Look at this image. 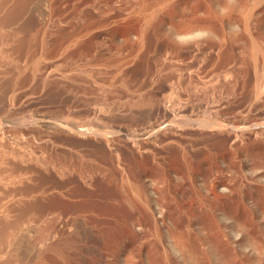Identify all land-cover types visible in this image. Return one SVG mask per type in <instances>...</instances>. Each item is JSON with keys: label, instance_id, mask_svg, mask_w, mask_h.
<instances>
[{"label": "rangeland", "instance_id": "374dc122", "mask_svg": "<svg viewBox=\"0 0 264 264\" xmlns=\"http://www.w3.org/2000/svg\"><path fill=\"white\" fill-rule=\"evenodd\" d=\"M238 1L0 0V22L2 21L5 29L14 28L16 31L11 49L15 57L26 58L27 62L31 63L41 54L45 59L41 67L48 63L47 70L66 74L77 73L73 76L74 79L76 78L73 82L76 83L75 86L67 79L55 82L49 80L43 85L39 79L31 83L26 79L17 84V96L21 98L24 106L22 115L28 117L31 113L30 115L38 118L40 122H36V128L27 137L28 139L22 140L18 137L20 140L18 148L15 147L13 153L10 152L11 157L10 153H6L9 158L6 157L0 162L2 169L0 170V177L2 176L0 178V264H264V136L261 141L262 137L255 138L250 134L251 136H247L249 140L246 138L244 142L231 143V138L223 133L207 134V136L204 132L209 133V130L202 129L204 131L202 134L201 129L193 128V132L192 128H188L191 132L184 131L188 137L183 134V138H174L172 142L162 137L159 140L152 138L154 133L167 126L169 117L165 116L162 110L173 103L188 104L189 102L194 110L199 107L193 118H200L201 111L205 108L203 105H213L222 96L221 105L223 106L222 102L227 101L222 109L228 115L241 116L245 112H247L245 115H251L254 111L256 114L251 116L264 115V103H262L264 88L260 90L264 87V70H262L264 65L259 68V71L263 72H260L262 75L257 73L260 64L255 68L252 64L245 63L243 65L246 68L241 65L242 69L240 67L233 69L228 65V61L216 56L215 49L207 40L204 38L189 40V34L176 35L168 23L173 19V21L178 20L177 16L180 15L206 18L211 13L223 14L234 5L238 7L240 3ZM241 1H247L248 7L252 8L253 12L256 10L253 21H257L258 25L254 26L255 28L261 26L264 30V0ZM238 10L244 13L247 9L238 7ZM37 12L39 14L36 15ZM38 15L42 17L40 21L36 19ZM72 21L78 22L72 23ZM6 24L9 26L7 27ZM240 26L238 25V28H241ZM50 28L55 34L50 36L48 47L43 51L40 49L41 34L45 29ZM78 32L84 35L81 47L78 46L80 50L78 48H76L78 52L72 50L69 53L70 58L65 56L58 58L57 51L61 43L65 42L69 35ZM168 36L181 41L180 47L175 50L178 55L175 53L174 56L177 58L174 60L182 63L184 68L176 64L178 67L180 65L179 68L182 70H187L185 73L188 74L183 72L185 75L183 74L182 79L178 80L179 84L174 83L176 73L173 72L177 67L176 64L167 67L166 70L164 68L158 79L156 77V80H153L155 68L162 60V54L165 53ZM103 50L104 53H110L104 55ZM94 51L108 57L109 61H105L103 65L107 70L105 68L98 72L93 69L86 71L85 73L91 75L92 79H97L102 87L85 90L79 85L83 84L85 79L79 80L80 75L86 77V74L80 72L79 75L77 69H74V62L78 63L79 58L87 55V52L91 53L88 54L91 56ZM135 54L136 57H133ZM178 56L181 61H178ZM123 58L131 62L123 67L120 74H117L116 66ZM224 66L230 67L234 72L237 71L236 77L235 75L232 77L233 81L237 80L235 89L229 91L230 94L227 92L231 100L227 93L216 95L212 92L214 96H211L210 85L203 89L205 84L202 83L207 81L208 76L215 71L221 72ZM30 68L32 67L28 65V69ZM106 71H109L106 73L107 76ZM244 71H247L246 74ZM76 75L80 77L78 80ZM188 76L191 79L188 80ZM125 79L126 83L123 82ZM204 79L206 81L202 82ZM113 83L120 85L115 86ZM122 84L125 86H121ZM72 86L74 87L70 88ZM171 86H175L176 90ZM201 87L203 90L200 89ZM205 89H208L209 93ZM2 92L3 88L0 89V94ZM190 93L193 95L191 96ZM223 96H227L224 98L225 101ZM28 99L33 100L30 102L34 106ZM75 101L77 103H74ZM212 101L215 102L212 104ZM193 104L196 107H193ZM256 105L260 106L259 109ZM124 106L125 111L128 110L127 113L123 111ZM69 107L75 108V114L65 113ZM252 107L253 111L250 109ZM92 111L97 114L100 112V116L104 117V121L111 126L108 128L120 130L125 134L145 133L144 138L147 143L145 149L137 156V153L126 144H120L116 150L118 157L113 155L115 160L111 163L101 154V148L97 149L98 146L87 144V140L84 144L83 139L81 141L77 138H75L77 141L72 143L75 139L65 137L57 131V128L51 127L60 124L61 121L69 120L79 122L84 120L85 124L94 123L91 120ZM91 123V126L95 125ZM23 124L20 120L15 126H23ZM104 125L103 122L99 127ZM194 133L196 136L193 135ZM209 135L214 137L210 138ZM64 137L68 138V142ZM71 151L84 155L89 153L95 157L97 155L100 162L111 163L110 166L115 165L116 168L111 167L114 175H120L121 169H124L129 178L130 188L126 187L129 194L136 193L141 185L148 199L143 202L144 204L137 202V207L131 206L133 210L130 208L126 210L127 215L133 213L131 216L136 218L129 219L132 223L125 219L111 218V215L121 213L118 212L120 210L106 207L103 209V202L107 201L105 194L112 193L105 192L103 194L105 197L102 196L103 182L100 176L94 175L95 178L86 184L76 172L66 168L68 163L66 156L74 154ZM115 157L119 159L120 164H117ZM10 160L13 165L17 164L13 166ZM14 167L17 168L15 172ZM18 169L20 172H17ZM5 177L8 178L5 180ZM83 185L86 187L84 188ZM100 202L103 203L100 204L102 207L99 205ZM138 215L141 217L140 220L136 217ZM77 218L81 219L78 221Z\"/></svg>", "mask_w": 264, "mask_h": 264}, {"label": "bare ground", "instance_id": "6f19581e", "mask_svg": "<svg viewBox=\"0 0 264 264\" xmlns=\"http://www.w3.org/2000/svg\"><path fill=\"white\" fill-rule=\"evenodd\" d=\"M238 1V0H237ZM238 2L239 5L238 7H245V9H247L244 13H241L239 12L238 10V7H236V5H234V7L230 8L226 13H223V14H220V13H211L209 15V17H197V16H188V17H184V16H177L178 17V20L176 21H173V20H170L168 23L170 24L171 28L173 29L172 31H174V33L177 35H187L189 34V40H194V39H199V38H204L205 40H207L211 46L215 49V54L217 57H222L223 60L225 61H228V65H231V67L234 69L237 68V67H240L241 65L245 64V63H250L252 64L255 68L258 64L259 67H258V71H259V68L261 69V65H264V30L261 29V26L260 27H257L255 28L254 25H258V23H256L257 21H253V14L256 12H253L252 8H249L248 5L249 3H247V1H241L239 0ZM38 11V10H37ZM33 12V11H32ZM31 12V13H32ZM40 12V10H39ZM39 12L36 13L39 14ZM44 12V11H43ZM42 13V11H41ZM40 13V14H41ZM45 13V12H44ZM47 13H48V10H47ZM46 13V14H47ZM43 14V13H42ZM41 14V15H42ZM45 14V15H46ZM35 15V14H34ZM256 15V14H255ZM254 15V17H255ZM33 16V14H32ZM54 16V15H53ZM73 16V15H72ZM28 17H31V16H28ZM71 17V15H70ZM69 17V18H70ZM74 17V16H73ZM78 17V16H77ZM32 18V17H31ZM34 18V17H33ZM39 19L37 21H40L42 17H39V15L36 17V19ZM68 18V17H67ZM76 18V17H75ZM17 19V18H15ZM45 19V18H44ZM48 19V18H47ZM56 19V18H55ZM58 19V18H57ZM56 19V20H57ZM63 19V18H62ZM66 19V18H65ZM71 19V18H70ZM171 19V18H170ZM257 19V18H256ZM54 19L52 18V21ZM55 20V21H56ZM61 20V19H60ZM64 20V19H63ZM71 20H74V19H71ZM81 20V18H80ZM79 20V21H80ZM43 21V20H42ZM67 20H65V23ZM168 21V20H166ZM47 22V21H46ZM54 22V21H53ZM71 22V21H68V23ZM78 22V21H76ZM76 22H73L72 23H76ZM255 22V24H254ZM241 24V26H240ZM260 24V23H259ZM7 25V24H6ZM238 25L241 27V28H238ZM9 25H7L8 27ZM42 26V25H41ZM72 26V25H71ZM6 27V28H7ZM43 27V26H42ZM40 27V30H42ZM49 27V26H48ZM52 27V26H51ZM54 27V26H53ZM10 28V27H9ZM18 28V27H17ZM16 28V29H17ZM55 28V27H54ZM53 28V29H54ZM63 28V27H62ZM52 29V30H53ZM19 31V28L17 29ZM51 28L50 29H45L42 34H41V40H40V49L44 51L45 48L48 47V41H49V38L52 34H55L52 33L51 31ZM56 30V28L54 29ZM63 30V29H62ZM65 30V29H64ZM69 30V29H67ZM74 30V29H72ZM21 31V29H20ZM60 31V30H59ZM66 31V30H65ZM64 31V33H66ZM41 33V32H40ZM172 33V32H171ZM69 34V33H67ZM15 35H16V31L14 30H7L5 29V26L2 24V21L0 22V87L3 88V92L0 94V162L5 160L6 157L9 158L8 156H6V153H10L14 151V148L19 146V141L18 140V137L22 140H26L25 138L29 137V135L31 134L32 131H34V129L36 128V124L38 122H40V120L38 118H35L33 117L32 115H28V117H24V115H22V108L24 107L23 106V103L22 101L18 98L17 96V92H18V83L21 81V80H26L28 79V81L31 83L33 81H37V79L41 80L42 81V84L43 83H46L47 81H51V80H54L55 81H59L60 79H67V81L72 85L73 82L76 81V78L74 79L73 76H75V74L77 73H70V74H66L64 72H57V71H50V70H47V64L46 66H43L41 67V65H43V63H45V59L43 58V56L41 54H39L37 57H35L32 62L30 60L31 63H28L27 62V59L26 58H20L18 56H14L13 53H12V46H13V42H14V39H15ZM66 35V34H65ZM84 35L80 32L78 33H73L71 35H69V37L66 39L65 42L61 43V45L58 47V51H57V54H58V58L60 57H68L70 58V55L69 53L72 51V50H76V48H78V46L82 43V39H83ZM168 39L166 40L167 43H166V46H165V53L162 54V60H160V63L159 65L155 68V77H153V80H156V77L158 79V76L161 74L162 70H166V68L169 66L173 67L175 66L176 63L182 65V63L180 62H177V60L175 61L174 58H177L175 57V50L177 48L180 47V42L181 41H178L177 39H175L174 37L172 36H168L167 37ZM188 40V41H189ZM51 43V42H50ZM49 43V44H50ZM59 44V43H58ZM57 44V45H58ZM51 45V44H50ZM52 46V45H51ZM81 47V45H80ZM99 47H102L99 45ZM167 47V48H166ZM94 48V47H93ZM98 48V47H97ZM79 49V48H78ZM99 49V48H98ZM104 49V48H102ZM101 49V50H102ZM106 49V48H105ZM80 50V49H79ZM93 50H96V49H93ZM92 50V51H93ZM54 52V50H52ZM51 51V52H52ZM77 51V50H76ZM100 51V50H99ZM108 51V50H107ZM78 52V51H77ZM91 52V51H90ZM55 53V52H54ZM83 53V51H82ZM103 53H104V50H103ZM102 53V54H103ZM110 53V52H108ZM107 52L104 53V55L108 54ZM15 54V53H14ZM88 54L90 55L91 53H88L87 52V55H84V57H81L79 58V62L78 63H75L74 62V69H77L76 72H78V74L80 75V72H86V71H91L92 69L95 70L96 72L100 71V70H103L105 69L106 67L103 66L104 65V62L105 61H109L108 57H105L104 55L100 54V52L98 51H94L93 54L91 56H88ZM78 55V54H77ZM176 55H178V53H176ZM180 55V54H179ZM55 56V57H56ZM108 56V55H107ZM110 56V55H109ZM112 56V55H111ZM110 56V57H111ZM18 57V58H17ZM54 57V56H53ZM77 57V56H76ZM80 57V55L78 56ZM109 57V58H110ZM133 57H136V54L133 55ZM216 57V58H217ZM180 57L178 56V61L180 60L179 59ZM49 59V57L47 58ZM51 59V57H50ZM133 59V58H132ZM111 60V59H110ZM52 61V60H51ZM56 61V60H55ZM54 61V62H55ZM181 61V60H180ZM222 61V60H221ZM56 62H59L58 60ZM68 62V61H67ZM131 62V60H128V59H121L119 60L118 62V65L116 66V69H115V72L117 74H120L123 67L128 65L129 63ZM223 62V61H222ZM28 63V64H27ZM69 63V62H68ZM73 63V62H71ZM108 64V63H106ZM105 64V65H106ZM28 65H30V69H28ZM69 65V64H68ZM109 65V64H108ZM177 65V64H176ZM179 65V67H180ZM214 65V64H213ZM220 65V64H219ZM247 65V64H246ZM249 65V64H248ZM67 65H65L66 67ZM184 65H182L183 67ZM216 66V64H215ZM227 66V64H226ZM245 65H243L244 67ZM63 67V66H62ZM71 67V66H70ZM178 67V65H177ZM173 68L174 69V73L175 74V80L176 82L174 83H177L179 84L180 82L178 80L182 79V76L183 74L185 73V71L187 70H182L181 68ZM250 67V65H249ZM49 68V67H48ZM59 68V67H58ZM64 68V67H63ZM62 68V69H63ZM184 68V67H183ZM217 68H218V65H217ZM216 68V70H217ZM246 68V66H245ZM252 68V67H251ZM264 68V67H263ZM57 69V68H56ZM65 69V68H64ZM110 69V68H109ZM111 71L113 72V68L111 67ZM187 69V68H186ZM219 69V68H218ZM240 69H242L240 67ZM250 69V68H249ZM253 69V68H252ZM250 69V70H252ZM58 70H61V69H58ZM68 70H69V67H68ZM107 70V68H106ZM170 70V69H169ZM168 70V71H169ZM238 70V69H237ZM246 70V69H245ZM264 70V69H262ZM63 71V70H61ZM110 71V70H109ZM108 71V72H109ZM172 71V70H171ZM191 71V70H190ZM189 71V72H190ZM193 71V70H192ZM243 71V70H242ZM241 71V73H243ZM253 71V70H252ZM107 71L105 72V75L106 73H108ZM184 72V73H183ZM236 72V73H235ZM233 71L232 69H230V67H223V69H221V72H213L211 73V75L208 76L207 78V81L206 79L202 80L203 81H206V82H203L202 84H205V86L201 85L198 81L197 83H199L201 86H203V89L204 87H208V85H210L209 87H211L210 90H212L210 92V94H221L224 93V95H226V93L229 91H233L235 89V86H236V82L237 80L233 81L232 80V77H234L233 75H235L236 77V74H237V71ZM239 72V70H238ZM245 72V71H244ZM247 72V71H246ZM245 72V74H246ZM261 70L257 73L260 74ZM264 72V71H263ZM261 72V73H263ZM100 73V72H99ZM235 73V74H234ZM86 74V73H85ZM84 74V75H85ZM115 74V73H114ZM123 74V73H122ZM186 75L188 74L187 72L185 73ZM184 74V75H185ZM207 74V73H206ZM244 74V76H245ZM264 74V73H263ZM76 75L78 76L77 77V80L78 78L81 77V79L79 81H82L83 79V84H79V85H82L79 86V85H76L77 87H81L82 89H85V90H92L93 88H100L101 84H99L97 82V79H92L91 75H87L86 74V77H82L80 75ZM100 75V74H98ZM125 75V73H124ZM154 75V74H153ZM242 75V74H241ZM262 75V74H260ZM88 76V77H87ZM94 76H96L94 74ZM107 76V75H106ZM108 76H111V75H108ZM192 76V75H191ZM207 76V75H206ZM204 76V77H206ZM264 76V75H263ZM99 77V76H98ZM102 77V76H101ZM114 77V76H112ZM122 77V75L120 76ZM124 77V76H123ZM238 77V76H237ZM241 77V76H240ZM243 77V76H242ZM83 78V79H82ZM97 78V77H96ZM125 78H126V75H125ZM99 79V78H98ZM109 79V77H108ZM118 79H120L122 81L121 78L118 77ZM127 79V78H126ZM123 81L126 83V80ZM187 79H191L189 78V76L187 77ZM199 79V77H198ZM240 79V78H239ZM243 79V78H241ZM71 80V81H70ZM101 80V78L99 79ZM104 80V79H103ZM102 80V81H103ZM110 80V79H109ZM117 80V79H116ZM151 80V79H150ZM184 80V78H183ZM27 81V82H28ZM105 81V80H104ZM171 78H170V82H171ZM185 81V80H184ZM187 81V80H186ZM194 81V80H193ZM192 81V82H193ZM23 82V81H22ZM53 82V81H52ZM107 82V81H106ZM116 82H120V81H116ZM115 82V83H116ZM169 82V83H170ZM172 82V83H173ZM183 82V81H182ZM191 82V83H192ZM36 83H39V82H36ZM50 83V82H49ZM101 83V82H100ZM122 83V82H120ZM151 83V82H150ZM149 83V84H150ZM153 83H155V81H153ZM188 83V81L186 82ZM196 83V84H197ZM207 83V85H206ZM209 83V84H208ZM240 83V82H239ZM35 84V83H34ZM69 84V85H70ZM74 84V83H73ZM76 84V83H75ZM74 84V86H75ZM104 84V83H103ZM114 84V83H113ZM184 84V82H183ZM194 84V83H193ZM199 84H197L199 86ZM27 85V83H26ZM40 85V86H41ZM115 86L117 85H120V84H114ZM124 84H122L121 86H123ZM152 85V84H151ZM172 85V84H171ZM175 85V84H174ZM182 85V83H181ZM262 85V84H261ZM28 86V85H27ZM33 86V84L31 85ZM74 86L70 87V88H73ZM113 86V88L115 87ZM125 86V85H124ZM150 86V85H149ZM176 86V85H175ZM174 86V87H175ZM191 86V85H190ZM189 86V87H190ZM102 87V86H101ZM151 87V86H150ZM173 87V86H171ZM173 87V88H174ZM184 87V86H183ZM181 87V88H183ZM188 87V88H189ZM196 87V85H195ZM200 87V86H199ZM262 87V86H261ZM0 88V89H2ZM22 88V87H21ZM29 88V87H28ZM76 88V87H75ZM80 88V89H81ZM187 88V86H186ZM239 88V87H238ZM236 87V89H238ZM240 88H242L240 86ZM264 87H262V89H260L261 91L263 90ZM20 89V88H19ZM78 89V88H77ZM81 89V90H82ZM136 89V88H135ZM176 90V87L174 88ZM173 89V90H174ZM192 89V87L190 88ZM197 89V88H196ZM202 89V87L200 88ZM202 89V90H203ZM188 90V89H187ZM194 90V89H193ZM200 90V91H202ZM205 90H208V89H205ZM23 91V90H22ZM84 91V90H83ZM191 91V90H190ZM188 91V92H190ZM196 91V90H195ZM257 91V90H256ZM255 91V92H256ZM25 92V91H24ZM24 92H22V94H24ZM80 92V91H79ZM85 92V91H84ZM192 92V91H191ZM204 92V91H202ZM258 92V91H257ZM264 92V91H262ZM260 92V93H262ZM197 93V91L195 92ZM206 93V92H204ZM208 93H209V90H208ZM227 93V94H228ZM238 93V91H237ZM236 93V94H237ZM191 94V93H190ZM190 94H189V97H190ZM208 94V95H210ZM211 95V96H214V95ZM230 94V93H229ZM229 94H228V98L230 99L229 97ZM258 94V93H257ZM20 95V94H19ZM193 95V93L191 94V96ZM234 95V94H233ZM255 95V94H254ZM264 95V94H263ZM24 96V95H23ZM22 96V97H23ZM231 96V95H230ZM235 96V95H234ZM260 96V95H259ZM262 96V95H261ZM142 97V96H141ZM222 97V96H221ZM220 97V99H222ZM227 97V96H226ZM225 96H223V99L226 98ZM254 97V96H253ZM264 97V96H262ZM260 97V98H262ZM138 98V97H137ZM191 98V97H190ZM213 98V97H212ZM215 98V97H214ZM213 98V99H214ZM219 98V97H217ZM139 99V98H138ZM141 99V98H140ZM139 101H142V99ZM144 99V98H143ZM192 99V98H191ZM190 99V100H191ZM216 99V98H215ZM214 99V100H215ZM216 100L218 102H213L212 101V104L213 105H203L205 106L204 110L201 111L202 114H201V117L200 118H193L194 114L197 113V108L199 109V107L196 108V110L192 109V105L190 104L189 105V102L188 104H179V103H173L170 107H165L163 110H162V113L165 115V116H168L169 119H168V124L165 128H163L161 131L158 130V132L154 133L153 134V139L154 140H159L161 137L162 138H165L166 140H169V142H172L174 140V138H179V137H182L183 138V134L185 135L184 131L185 130H188V128H198L202 133L205 130V131H208L209 130V133L207 132H204L206 135L207 134H217V133H223L225 135H227L228 137L231 138V143H236V142H244L243 140H247V136H249L250 134L254 135L255 138H259V137H262L261 138V141H263V136H264V123H262L264 121V115H255V116H251L253 115L254 113L256 114V112L254 111L253 114H247L245 115V112L244 115L239 114L238 115H228L227 113L223 112V109L222 107L225 105L224 103H226L227 101H224L225 102H222L223 106L221 105V101ZM263 99V98H262ZM261 99V100H262ZM23 100V99H22ZM29 100V99H28ZM26 100V102L28 101ZM130 100V99H129ZM137 100V99H136ZM147 101V98L145 99ZM231 100V99H230ZM259 100V99H258ZM30 101H33V100H29ZM133 101V100H132ZM137 100V103L139 102ZM250 101V100H249ZM248 101V102H249ZM252 101V100H251ZM257 101V99H256ZM25 102V103H26ZM35 102V101H34ZM149 102V101H148ZM191 102V101H190ZM194 102V101H193ZM195 102H198V101H195ZM259 101H257L258 103ZM74 103H77V101H75ZM128 103V101H127ZM145 103V102H144ZM150 103V102H149ZM184 103V102H183ZM255 103V102H254ZM256 103V104H257ZM262 103H264V100L262 101ZM30 104H33L30 102ZM130 104V103H128ZM141 104V103H140ZM197 104V103H196ZM204 104V103H203ZM209 104V103H207ZM249 104V103H248ZM251 104V102H250ZM250 104L248 106H250ZM28 105V104H27ZM70 105V104H69ZM76 105H79V104H76ZM144 105V104H143ZM146 105V104H145ZM148 105V103H147ZM194 106L193 107H196L195 104H193ZM200 105V104H198ZM228 105V103H227ZM226 105V106H227ZM26 106V105H25ZM30 106V105H29ZM34 106V104L32 105ZM139 106V105H138ZM141 106V105H140ZM202 106V107H203ZM255 107V105H253ZM257 106V105H256ZM73 107V105H72ZM77 107V106H75ZM80 107V106H79ZM126 107L129 109V107L127 106L126 104ZM258 107V106H257ZM256 107V108H257ZM260 107V106H259ZM258 107V109H259ZM262 107V105H261ZM27 108V107H25ZM24 108V109H25ZM31 108V107H30ZM124 108V109H123ZM123 111L126 110L125 106L123 107ZM225 108V107H224ZM255 108V109H256ZM66 109V108H65ZM133 109V108H132ZM135 109V108H134ZM248 109V107H247ZM252 109L253 111V107L250 108ZM264 109V108H263ZM26 110V109H25ZM33 110V109H32ZM31 110V111H32ZM136 110V109H135ZM249 110V109H248ZM261 110V109H260ZM30 111V112H31ZM77 111V110H76ZM132 111V110H130ZM159 111V110H158ZM225 111V110H224ZM257 111V109H256ZM24 112V111H23ZM68 112V114H75V108L72 109L69 107V109H67L65 111V113ZM79 112V111H78ZM77 112V113H78ZM120 112V111H118ZM117 112V113H118ZM122 112V110H121ZM126 113L128 112L125 111ZM136 112V111H135ZM249 112V111H248ZM251 112V111H250ZM25 113V112H24ZM92 113V118L91 120L94 122V123H91V124H95V125H90V123L86 122L85 124V121L82 123L81 121H76V120H69V121H61L60 124H54V125H51V127H55L57 128V131L60 132V134H63V136L65 137H69V138H77V139H80L82 141H84V144L85 142L88 141L87 144H91L93 147L95 146H98L99 148L97 149H100L102 151L101 154H103V156L106 158V160L108 159L111 163L115 160L113 159V155L117 156V148H118V145L120 144H126L127 147H129L131 150L135 151L137 153V156L138 153L140 154L144 149H145V146H146V139L144 138L145 136V133H141L139 135H136V134H125L123 132H121L120 130H116V129H112V128H108V127H111L110 125H108L109 123L105 122L104 121V117H101L100 116V112L97 114V113H94L93 111L91 112ZM133 113V111L131 112ZM130 113V114H131ZM200 113V111L198 112ZM26 114V113H25ZM36 114V113H35ZM122 114V113H121ZM129 114V115H130ZM158 114V113H157ZM160 114V113H159ZM259 114V113H258ZM261 114V112H260ZM263 114V113H262ZM37 115V114H36ZM40 115V114H38ZM119 115V114H118ZM132 115V114H131ZM130 115V116H131ZM134 115V114H133ZM161 115V114H160ZM198 116V114H196ZM200 115V114H199ZM243 115V116H242ZM76 116V115H75ZM167 117V118H168ZM40 118V117H39ZM68 118V117H67ZM70 118V117H69ZM160 118V117H159ZM158 118V119H159ZM161 119H162V116H161ZM22 120L23 121V126H20V125H17L15 126L16 124H18V121ZM42 120V119H41ZM86 120V119H85ZM44 121V120H43ZM47 121V120H46ZM88 121H90L88 119ZM158 121V120H157ZM37 122V123H36ZM103 122H104V127H99V124H102L103 125ZM162 122V121H160ZM16 123V124H15ZM56 123V122H54ZM163 123V122H162ZM47 124H48V121H47ZM43 124H41L42 126ZM116 130V131H115ZM197 130V129H196ZM157 131V130H156ZM189 131V130H188ZM186 131V133L188 132ZM249 131V132H248ZM191 132V131H189ZM194 132V130H193ZM192 132V133H193ZM198 132V131H196ZM191 133V134H192ZM200 133H197L200 135ZM203 134V133H202ZM204 134V135H205ZM195 135V133L193 134ZM203 135V136H204ZM220 135V134H219ZM224 135V136H225ZM151 136V135H150ZM186 137H188V135L186 134L185 135ZM184 136V137H185ZM196 136V135H195ZM208 136V135H207ZM210 136V135H209ZM251 136V135H250ZM64 137V138H65ZM197 137H199L197 135ZM201 137V136H200ZM214 136H210V138H212ZM219 137V136H218ZM226 137V136H225ZM227 137V138H228ZM254 137L252 139H254ZM207 139H209V137H206ZM247 138V139H246ZM28 139V138H27ZM66 141L68 142V138H65ZM152 139V140H153ZM181 139V138H180ZM214 139V138H213ZM226 139V138H225ZM263 139V140H262ZM70 140V139H69ZM72 140V139H71ZM87 140V141H86ZM222 140V139H221ZM249 140V139H248ZM28 141V140H27ZM73 141H77L76 139L75 140H72V143ZM227 141V140H226ZM252 141V140H251ZM29 142V141H28ZM150 142V140H149ZM152 142V141H151ZM154 142V141H153ZM157 142V141H156ZM220 142V141H218ZM223 142V140H222ZM221 142V144H222ZM228 142V141H227ZM225 142V143H227ZM230 142V141H229ZM248 142V141H247ZM246 142V143H247ZM76 143V142H75ZM80 143V141H79ZM225 143L223 144L225 146ZM25 144V143H24ZM27 144V143H26ZM71 144V143H70ZM78 145V143H76ZM83 144V142H82ZM157 144V143H155ZM181 144V143H180ZM229 144V143H228ZM243 144V143H241ZM241 144H238L239 146ZM263 144V143H262ZM29 145V144H28ZM34 145V144H33ZM72 145V144H71ZM125 145V146H126ZM260 145V144H259ZM258 145V147H260ZM264 145V144H263ZM262 145V146H263ZM35 146V145H34ZM55 146V145H54ZM76 146V145H74ZM81 146V145H80ZM86 146V145H83V147ZM149 146H150V143H149ZM154 146V144H153ZM169 146V144H168ZM174 146H175V143H174ZM177 146V145H176ZM222 146V145H221ZM56 147V146H55ZM54 147V148H55ZM78 147V146H77ZM165 147V146H164ZM179 147V146H178ZM184 147V146H183ZM76 149V147H73V149ZM79 148V147H78ZM147 148V147H146ZM152 148V147H151ZM166 148V147H165ZM221 148H224V147H221ZM257 148V147H256ZM52 149V148H51ZM157 149V148H155ZM163 149V148H162ZM230 148H227V150H229ZM255 149V148H254ZM23 150V149H22ZM20 150V151H22ZM54 150V149H53ZM130 150V152H131ZM226 150V151H227ZM55 151V150H54ZM86 151V150H85ZM84 151V152H85ZM232 151V150H231ZM17 152V151H16ZM70 152V151H69ZM73 152V151H71ZM82 152V151H81ZM248 152V151H247ZM33 153V152H32ZM74 153V152H73ZM87 153V152H86ZM93 153V152H91ZM95 153V152H94ZM96 153L98 154V152L96 151ZM95 153V154H96ZM22 154V153H20ZM29 154V153H27ZM26 154V156H28ZM69 154V153H68ZM67 154V155H68ZM214 154V153H213ZM236 154V153H235ZM246 156V153H244ZM23 155V154H22ZM92 155V154H91ZM84 155L82 153H74V154H70L67 157V160H68V163L66 164V168L69 169V171H73V172H76L77 175L82 179L83 182H85L86 184L89 183V181L92 179V178H95L93 177L94 175H97V176H100L102 179V182L101 183V188L104 190L102 192V189H101V193H102V196L105 197L103 194H105V192H111L112 194H108L106 193L105 195L107 196L105 202L104 203V206H103V209L104 207L106 208H111V209H116V210H120L118 212H121L117 215L113 214L111 215V218H115L116 220H120V219H125V220H129V219H136L135 216H131L132 214L130 213V216L127 215L126 213V210L129 209L131 206H136L137 202L139 203H142L144 204L143 202H146L148 197L146 195V193L143 191L141 185L140 187L137 189L136 193L135 192H132L130 191L131 194H129V192L127 193L126 191V187L129 186V178L127 177V175L125 174L124 172V169H121V173L120 175L119 174H116L114 175L113 174V170L111 167H115V165L113 166H110L111 163L107 164L106 163H102V161L100 162V158L97 159V155L96 157L94 155ZM232 155V153H231ZM234 155V154H233ZM10 157H11V153H10ZM22 157V156H21ZM33 157H34V154H33ZM103 157V158H104ZM118 157V156H117ZM212 157V156H211ZM236 157V156H235ZM247 157V156H246ZM31 158V157H29ZM116 158V157H115ZM117 160V164H120V161L118 158H116ZM107 160V161H108ZM11 161V160H10ZM17 162V161H14V163ZM12 163V161H11ZM22 163V162H20ZM18 163V164H20ZM116 163V162H115ZM114 163V164H115ZM17 163H15L14 165H16ZM13 165V163H12ZM13 165V166H14ZM121 166V165H120ZM199 166V165H198ZM15 168V169H14ZM14 172L15 170L17 169L16 167H14ZM116 168V167H115ZM113 168V169H115ZM2 170V169H0ZM4 170V169H3ZM10 170V169H9ZM12 170V169H11ZM208 170H210V168H208ZM219 171V169H217ZM5 171V170H4ZM68 171V172H69ZM211 171V170H210ZM17 172H20L19 169ZM116 173V172H114ZM19 174V173H18ZM23 175V174H22ZM21 175V176H22ZM76 175V177H77ZM117 175H119V177H117ZM8 176V175H7ZM20 177V175H18ZM2 177V176H1ZM0 177V178H1ZM4 178V177H3ZM6 178L8 177H5V180ZM2 180V179H1ZM8 180V179H7ZM78 180H80L78 178ZM94 180V179H93ZM4 181V180H3ZM82 182V183H83ZM81 184V182H80ZM82 185V184H81ZM84 187V185H83ZM86 187V186H85ZM84 187V188H85ZM130 188V187H128ZM2 189V188H1ZM108 194V195H107ZM101 198V197H100ZM105 199V198H104ZM100 201V200H99ZM97 202V201H96ZM95 202V203H96ZM103 203H99L100 204H103ZM98 204V203H97ZM100 207H102V205H100ZM137 207V206H136ZM139 207V206H138ZM105 208V210H107ZM133 208V207H132ZM130 208V209H132ZM129 209V210H130ZM104 210V211H105ZM133 210V209H132ZM108 211V210H107ZM111 211V210H110ZM108 211V212H110ZM107 212V213H108ZM113 213V211H111ZM110 212V213H111ZM128 212V211H127ZM105 213V212H104ZM106 213V214H107ZM109 214V213H108ZM129 214V213H128ZM105 215V214H104ZM135 215V214H134ZM108 216V215H107ZM139 218L140 220V216H136ZM81 219V218H80ZM79 219V220H80ZM78 220V218H77ZM78 220V221H79ZM77 221V222H78ZM130 221V220H129ZM137 221V220H135ZM131 222V221H130ZM132 223V222H131ZM134 223V222H133ZM75 233V232H74Z\"/></svg>", "mask_w": 264, "mask_h": 264}]
</instances>
